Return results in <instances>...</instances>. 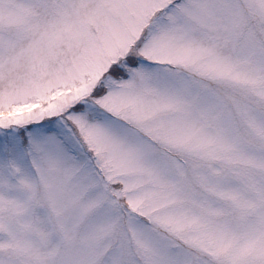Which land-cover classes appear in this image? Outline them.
Returning a JSON list of instances; mask_svg holds the SVG:
<instances>
[{
  "label": "snow or ice",
  "instance_id": "obj_1",
  "mask_svg": "<svg viewBox=\"0 0 264 264\" xmlns=\"http://www.w3.org/2000/svg\"><path fill=\"white\" fill-rule=\"evenodd\" d=\"M0 264H264V0H0Z\"/></svg>",
  "mask_w": 264,
  "mask_h": 264
}]
</instances>
